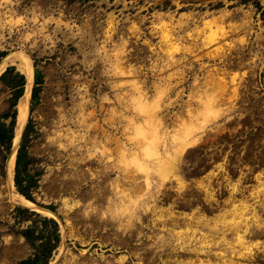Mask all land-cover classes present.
Instances as JSON below:
<instances>
[{"label":"rangeland","instance_id":"rangeland-1","mask_svg":"<svg viewBox=\"0 0 264 264\" xmlns=\"http://www.w3.org/2000/svg\"><path fill=\"white\" fill-rule=\"evenodd\" d=\"M221 15L228 33L218 43L201 47V38L209 28L202 30L203 34L199 32L200 35L195 30L202 28L203 20ZM161 19L170 22L177 40L199 46L193 52L178 51L175 56L180 60L163 68L158 67L165 64V54L160 49L165 45L158 27ZM187 32L194 34L189 36ZM241 35L245 38L243 43L237 39ZM219 42L224 46L227 43L223 42L235 44L222 54L211 56L208 51ZM120 45H124L118 54L122 58L120 63L124 67L133 66L137 73L113 75L111 70L110 73L108 59L114 57V48ZM0 50L5 51L0 60L10 55L5 68L13 65L14 71L24 74L18 64L25 59L32 66L28 110L14 150L13 167V186L17 190L15 158L24 137L26 170L22 173V183L23 186L26 183V173L30 184L27 190L32 199L25 198L32 202V207L12 202L8 196L5 165L13 149L14 132L9 139L5 133L0 140V264H17L33 252V246L23 234L26 230L31 229L32 235L41 230L45 236L52 233V222L44 220L43 216L56 221L60 236L48 264H170L169 246H166L169 250L154 247V253L146 250V245L155 239V235L148 234L152 233L149 225L143 226L150 211L140 210L139 226L125 230L108 229L106 217L99 212L105 203L98 197L99 192L108 186L110 179H119L121 170L113 167L116 166L113 159L107 160L106 154L102 156L99 151L89 154L93 151L91 138L108 136L106 145L115 157L119 143L127 140L129 133L124 130L126 120L118 113L111 117L109 112L112 106L128 114L131 112L116 98L121 90L128 95L129 85L117 87L113 85L115 82L138 78L151 95L158 81L168 79L169 96L165 97L160 114L164 115L165 126L171 129L180 116H187L186 107L190 102V105L199 103L190 96L197 85L205 82L203 85L208 86L221 71L229 78L237 70L241 75L238 93L229 98L232 86L229 83L219 100L225 111L197 134L199 138L203 133L222 131L240 135L241 143L255 144V157H260L264 166V0H0ZM34 67L40 70L42 79L37 100L31 104ZM170 72L173 75L168 77ZM11 95V89L0 79V114L15 106L14 131L19 98L11 107ZM80 110L85 112L86 122L91 123L87 130L84 123L78 122ZM1 119L8 125L11 117ZM71 131L76 136L69 137ZM82 133L86 137H81ZM138 177L143 175L138 174ZM255 182L259 190L254 188L255 200L250 204L256 209L259 220L252 219L253 210L245 212L252 220L239 224L238 231L249 239L256 234L261 240L256 244H262L264 170ZM65 198L68 202H64ZM71 202H74L72 207ZM42 207L54 214L43 212ZM63 230H67L64 237ZM246 253V257L235 258L233 254L226 261L264 263V253ZM122 256L124 259L119 261Z\"/></svg>","mask_w":264,"mask_h":264},{"label":"flooded vegetation","instance_id":"flooded-vegetation-1","mask_svg":"<svg viewBox=\"0 0 264 264\" xmlns=\"http://www.w3.org/2000/svg\"><path fill=\"white\" fill-rule=\"evenodd\" d=\"M239 137L223 131L203 133L168 165L132 166L128 167L129 172L122 166H113L121 170V179L107 181L104 195L107 193L113 197L116 194L111 182H123L124 191L128 188L131 198H136L139 203L134 214L136 217L126 221V228L139 226L137 222L142 220L140 210L150 211L143 226L149 225L152 233L148 234L170 236V250L166 247L168 244L159 246L172 254L170 264L189 258L195 261L194 264H224L230 263L226 259L233 254L235 258L242 256L240 253H264V243L256 244L261 242L256 234L252 235L254 239H249L238 231L239 224H248L253 217L259 220L250 203L255 200L257 176L264 170L261 158L255 157V144L241 143ZM156 170L166 172L160 174ZM138 194L141 196L135 197ZM245 212H251L252 219ZM146 246L151 250L157 248L150 243ZM233 262L256 264L254 260L249 263L236 259Z\"/></svg>","mask_w":264,"mask_h":264},{"label":"bare ground","instance_id":"bare-ground-1","mask_svg":"<svg viewBox=\"0 0 264 264\" xmlns=\"http://www.w3.org/2000/svg\"><path fill=\"white\" fill-rule=\"evenodd\" d=\"M223 22H224V20H223L222 15L220 17H212L211 16V17L203 20L204 25L202 26V28L199 27L195 30L197 35L198 34L200 35L202 30L204 31L206 27L209 28V31L208 30L206 31V32H208L207 34L203 31L201 33V34L205 33V34H203V37L201 38V45H200L201 47H203V46L206 47L210 44H214L215 42L219 41L220 38H223L228 33L229 29L226 27V25ZM159 24L160 25H158V27L160 28V30H159L160 31V37H161V40L163 41V43L165 45L164 47L160 46V49H162V51L165 54V56H164V60H165L164 63L165 64L162 63V64H160V66L158 65L159 68L171 66V64L178 62V60H180V59H179V57L175 56V54L178 51L182 50V51H187V52H193L196 50V48L199 47V46H195L197 44L190 45V43L185 44V43H182L179 39L177 40V37L173 34V30H172L173 28H172L169 21L161 19L159 21ZM231 24H230V26H228L229 28H231ZM212 25H215V27H211ZM187 34L189 36H193L192 34H194V33L187 32ZM241 36H239L237 38L239 42H242L245 39L243 36L242 37ZM223 43H227V46L226 45L224 46L221 43L218 45H215L212 50L208 51L209 54L211 56H216L218 54L220 55L223 52L227 51L226 48H230V47H232L231 45L235 44V42L234 43L233 42H223ZM123 46L120 45L119 47L114 48V53H113L114 57L113 58L109 57V59H108L109 60V63H108L109 71L111 70L112 74L114 73L115 75L116 74H118V75H130V74L137 73L136 69H134L133 66L132 67H124L123 64L120 63L121 57L118 54L122 51ZM180 58H181V56H180ZM10 60H11L10 55H6L3 58H1V60H0V71L1 70L3 71L6 64ZM18 66H20L22 68V70H24V74L26 76V84L24 86L25 88H24L23 94L19 98V101L17 104V110L18 111H17V116H16V122L14 125V131H13L14 133H13V137H12L13 149L10 151V153L6 159L5 183L7 186L6 188L8 189V196L10 197L12 202L13 201L19 202V203L31 206L32 202L29 199L25 198V196L21 195L13 186L14 150H15V147H16L18 141H19L20 134L22 132L24 122L26 119L27 110H28L29 91H30V85H31V80H32V66H31L30 62L27 59H25V61L19 63ZM111 71H110V73H111ZM172 75H173L172 72L168 73V77H171ZM226 76H225L224 72L221 71V74H219L217 76V79L208 85L209 87L207 86V84L203 85L205 82L202 83L203 86L197 85V87H199V88L197 89V87H196L195 88L196 90H194V92L190 94L192 99H196L199 102L196 105L197 107H195L196 109L194 108L195 110H193V107H192V105H190L191 104V102H190L186 107L187 116L186 117L180 116V118L178 119L179 121L176 122L175 126L172 125L173 127L171 129L170 128L168 129L167 126H165L166 122L164 123V120H165V118L163 119L164 115L160 114V111L163 108L164 99H165V97L169 96V89L171 86H170V82L168 79H165L162 82L158 81L155 84V91L154 92L152 91L153 93L151 95H149V93H147V91L145 89H143L138 78L137 79L133 78V79L119 81V82L114 81L115 83L113 85H115L117 87H119V86L122 87L121 85L122 84L125 85V83H127L130 87V90L127 91L128 95L127 94L125 95L124 91L121 92L122 91L121 90L120 92L116 93L117 94L116 98L122 104L124 109H130L131 112L128 114V113H125L124 110L119 111L116 109L115 106H112L109 108V112L111 114V117H113V115H115V113H118L119 117L124 118L126 120V123L124 124V130L126 129L129 131V133L127 134V140H122L119 143V146L115 150V154H114L115 157H114L111 154L112 153L111 148H109L106 145L107 141L109 140V137L107 136V137H104V139H101V138L98 139L94 135L91 138V140H92L91 141V147H92L93 151H90V149H89V151H90L89 154H93V152L95 153L96 151H99L102 156L104 154H106L105 157H107L106 158L107 160L109 159L112 161V159H113L112 163H114L116 165L115 167H121L122 166V167H124L123 170L128 171V172L131 170L128 167H132V166H135V167L137 166V167L143 168V167H146L148 165H162V166L168 165L171 163V161L173 163L181 155L182 150H184L188 145L195 143L199 139V135L197 133L204 130V128L207 127V125L209 123L214 121L216 118H218L225 111L223 106L220 105L219 100H220L223 92L226 91L227 86L229 87V85H228L229 83H230V85L232 84L231 94L229 95V98L233 97L234 95L236 96V94L238 93L239 79L241 76V75H239V72L236 70V71H233L231 73V75H229V78H226ZM104 98L108 99V96L105 95ZM81 111L82 110H80V112H79L80 116H79L78 122L84 123L85 128L87 130L88 129L87 127H90L91 123L86 122V115H84L85 112L83 114L82 113L83 111L82 112ZM124 130H123V132H124ZM66 134H68V132H65V135ZM71 136L72 137L76 136V134L74 135V132L71 131L69 137H71ZM84 136H85V134L82 133L81 137H84ZM168 151H176V153H171ZM88 156H90V155H88ZM143 170L145 171V169H143ZM156 171L159 172L160 174H163L166 172V170H156ZM110 184H111V187L115 188L116 194L112 197L111 195H108L107 193H105V195H104V192L102 190H101V192H99L98 197L102 201L103 200L105 201L104 209L101 208L99 212L101 213L102 216L106 217L105 221L108 225V229L112 228L114 230H119V229L125 230L127 227L126 221L128 220V222H129L131 220V218L136 217V216H134V214H135V210H136L137 206L139 205V203H138L136 198H134V199L131 198V195L128 192V188H126L125 191H124V189H125L124 187L120 186V188H118V185H119L118 181L111 182ZM258 190L259 189L257 188L256 191L258 192ZM140 196H141L140 194L135 195V197H140ZM66 199H68V198H65L64 202H68V201H66ZM76 201L74 199L75 203H76ZM74 202H71L69 206L73 205L72 203H74ZM97 204H99V202ZM33 205H36V204L33 203ZM71 207H69V208H71ZM96 208H95V212H96ZM40 210H42L45 213L54 214L53 212H51L45 208L40 209ZM93 210H94V208H93ZM253 213H254V210H253ZM109 226H112V227H109ZM66 231L67 230L62 231L63 237L66 235V233H67ZM123 239H125V242L128 240L125 237ZM169 240H170V236H167V235L165 236L162 233H157V235H155V240L152 243H150V245L153 247H159V246H164V245L168 244V246H169V244H170ZM147 247H149V246H147ZM147 247H146V250L151 251V253L153 251H155V250H151V247H149V248H147ZM239 255L244 256V255H247V253H240ZM123 259H124V256L119 258V261H122ZM189 259H191V258H189ZM189 259L182 261V264H194L193 262H195V261H192L193 259H191V260H189ZM224 261H225V259H224ZM200 262H202V261H200ZM197 264H199V263H197ZM224 264H229V263L224 262ZM230 264H235V263L232 262Z\"/></svg>","mask_w":264,"mask_h":264},{"label":"trees","instance_id":"trees-1","mask_svg":"<svg viewBox=\"0 0 264 264\" xmlns=\"http://www.w3.org/2000/svg\"><path fill=\"white\" fill-rule=\"evenodd\" d=\"M4 53L5 51L0 50V56ZM0 79H2L5 84L11 89V107H13L16 104L17 99L23 93L25 76L18 70L14 71L13 65H9L0 73ZM41 79L42 78L40 70L37 67H34V87L31 94V104H33L37 100V90L39 88ZM14 107L9 112L0 114V140H2V137L5 136V133L7 134L8 139L12 136L14 118L16 114V109ZM8 115L11 117V119L8 125H6L1 118H5ZM24 145L25 138L23 137L17 149L15 158L14 184L20 193H22L25 197L32 199L31 194L27 190L30 184L28 182V175L26 173L24 175V178L27 179L26 183L24 184V186L22 183V173L26 170V162H23V159L25 157ZM42 218L44 220L52 222V233L49 232L48 235L45 236L41 230L40 233L32 235L30 234L31 229L29 232H26L27 230L23 232L25 238L31 243L34 250L27 257L20 259L17 264H48L49 257L51 256L52 250L55 248V245L58 243L60 236L57 230L56 221L51 217L46 218L45 216H43ZM48 243H50V246L45 247V245H47Z\"/></svg>","mask_w":264,"mask_h":264},{"label":"water","instance_id":"water-1","mask_svg":"<svg viewBox=\"0 0 264 264\" xmlns=\"http://www.w3.org/2000/svg\"><path fill=\"white\" fill-rule=\"evenodd\" d=\"M22 94H23V93H22ZM21 96H22V95H21ZM21 96H20V97H21ZM20 97H19V98H20ZM18 100H19V99H18Z\"/></svg>","mask_w":264,"mask_h":264}]
</instances>
